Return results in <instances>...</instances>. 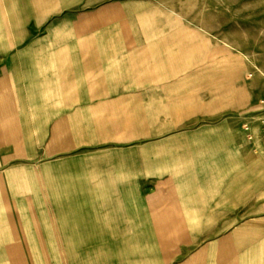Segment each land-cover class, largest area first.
Masks as SVG:
<instances>
[{
    "label": "rangeland",
    "instance_id": "obj_1",
    "mask_svg": "<svg viewBox=\"0 0 264 264\" xmlns=\"http://www.w3.org/2000/svg\"><path fill=\"white\" fill-rule=\"evenodd\" d=\"M0 76L37 168L23 264H264V0H0Z\"/></svg>",
    "mask_w": 264,
    "mask_h": 264
},
{
    "label": "crops",
    "instance_id": "obj_2",
    "mask_svg": "<svg viewBox=\"0 0 264 264\" xmlns=\"http://www.w3.org/2000/svg\"><path fill=\"white\" fill-rule=\"evenodd\" d=\"M6 77L0 76V88H5L6 83L8 82ZM1 96V95H0ZM21 92L18 93L16 100L7 102L0 100V264H23V254L32 252L29 248V242L27 240V235H25V230H32L31 223L30 227L24 225V219L22 217L21 212L22 205H35V201H31L30 203H24L23 197H21V193L17 196L21 190H23L24 186V177L26 178L27 175H30V178L35 174L37 175V168L33 163L23 162L22 158L24 157L22 141H23V134L24 128L23 125L27 122L26 117L24 116V108L21 103ZM32 124V123H31ZM25 132H28V129L25 128ZM258 134L254 135L253 139L247 137L250 145L254 148H250V154L257 152L260 153L263 150H258L260 146L264 145V140L262 139L263 134L261 133V129L258 128ZM247 136V135H245ZM248 150V149H247ZM35 153H29V156L34 157ZM243 157V156H242ZM210 177V176H209ZM202 178L206 183V187H209L210 178ZM240 183L236 185V191H238L233 198L235 201L228 202V205H239L247 204V202L242 201L241 193L246 189H244V185H241L245 181L244 178H240ZM197 181L200 182L199 176L197 177ZM37 185L36 182H28V186ZM213 184H211L212 190ZM205 194L202 195V198H199L194 194V201L193 203H198V206H202L201 211H204V205L209 206L212 205L213 196L209 194V190H205ZM32 195V194H31ZM228 197V194H226ZM33 197V195H32ZM230 199V198H229ZM203 200L205 202L203 203ZM244 200V199H243ZM211 202V203H210ZM235 202H237L235 204ZM257 205H263V203L257 202L254 203ZM198 211L199 208H198ZM206 213L201 212V218L199 212L196 213V216L192 217V221H209L213 220L211 215L213 213H208V210L205 209ZM205 216V217H204ZM32 216L27 221L33 220ZM160 220V219H159ZM55 218L52 214H47V222L54 224ZM79 221H86L79 219ZM62 222H68V218L64 216ZM69 230L65 227L64 231L66 234L69 235ZM244 231L243 229L239 230V233ZM65 233L63 235H65ZM259 233V232H258ZM167 236V235H162ZM194 236H199L194 235ZM34 238V237H30ZM36 238V237H35ZM257 250V247L254 246ZM256 250H248L246 251L247 254H255L257 253ZM12 255H15L14 260H12ZM165 257L159 258L160 263L163 264L165 261ZM179 264H189V263H179ZM193 264V263H192Z\"/></svg>",
    "mask_w": 264,
    "mask_h": 264
},
{
    "label": "built area",
    "instance_id": "obj_3",
    "mask_svg": "<svg viewBox=\"0 0 264 264\" xmlns=\"http://www.w3.org/2000/svg\"><path fill=\"white\" fill-rule=\"evenodd\" d=\"M245 128H246L247 131L250 132V134H249L248 137H249L250 139H253V138H254V135L252 134V125L247 124V125L245 126Z\"/></svg>",
    "mask_w": 264,
    "mask_h": 264
}]
</instances>
